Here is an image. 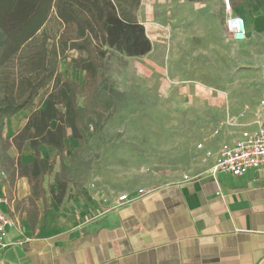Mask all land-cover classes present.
I'll return each instance as SVG.
<instances>
[{"label": "crops", "instance_id": "obj_1", "mask_svg": "<svg viewBox=\"0 0 264 264\" xmlns=\"http://www.w3.org/2000/svg\"><path fill=\"white\" fill-rule=\"evenodd\" d=\"M67 1L57 0L63 14ZM111 1L122 19L144 27L153 55L160 59L162 52L170 71L179 70L180 63L194 73L222 71L225 60L231 63L241 55L257 59L256 47H264V0H231L233 14L245 24V38L238 42L226 38L222 0ZM47 27L44 23L42 29ZM57 27H66L61 17ZM223 59L220 67L210 66ZM262 91L256 105L264 98ZM248 118V130H253V117ZM240 135L222 143L232 144ZM40 150L50 160L56 156L52 147ZM31 152L24 147L22 163L32 160ZM208 168L115 208L116 201L109 199L104 205L109 209L97 217H90L99 205L87 186L68 185L61 204L50 197L45 206L37 201L35 227L15 208L29 194L27 179L17 178L12 186L8 182L0 188L1 208L14 221L8 237L23 243L0 250V264H264V167L239 176L212 175Z\"/></svg>", "mask_w": 264, "mask_h": 264}, {"label": "rangeland", "instance_id": "obj_2", "mask_svg": "<svg viewBox=\"0 0 264 264\" xmlns=\"http://www.w3.org/2000/svg\"><path fill=\"white\" fill-rule=\"evenodd\" d=\"M54 25L51 22V28ZM49 34L47 46L77 38L76 31L56 25ZM42 39L33 48L40 47ZM94 42L99 44V39ZM102 49L104 67L95 78L70 61L84 57V52L63 55L57 49L58 71L79 84L78 103L87 102L82 119L90 128L88 140L71 144L67 138L64 163L69 187L87 186L85 190L91 191L99 205L90 217L106 212L105 203L117 201L121 194L202 172L210 163L206 152L248 130V116L256 120V101L264 89V47H256L258 60L234 56L231 63L224 59L211 63L213 67L224 63L222 71L195 73L185 70V63L170 71L166 56L161 52L159 59L151 49L139 56L105 45ZM37 105L38 98H34L30 108L0 126V188L7 186L18 157L12 137ZM22 154L24 148L19 157ZM54 160L58 171L59 159L55 156ZM52 178H45V186H55Z\"/></svg>", "mask_w": 264, "mask_h": 264}, {"label": "trees", "instance_id": "obj_3", "mask_svg": "<svg viewBox=\"0 0 264 264\" xmlns=\"http://www.w3.org/2000/svg\"><path fill=\"white\" fill-rule=\"evenodd\" d=\"M59 8L57 0H0V126L5 119L30 108L38 98V105L12 137L18 157L8 179L10 186L17 178L27 179L29 194L17 200L15 208L25 214L32 227L40 213L37 201L45 206L50 197L59 205L66 195L69 180L64 141L73 138L78 144L85 143L90 130L82 119L87 102L78 103L82 91L79 84L58 71L57 49L60 47L63 55L71 49L84 52V57L70 61L92 78L104 67V45L129 56L143 55L151 49L144 27L122 19L111 0H68L65 14ZM59 17L67 30L77 32V38L56 44L52 41L47 46L49 32L58 25ZM51 22L55 23L52 28ZM44 23L48 27L43 30ZM38 36L43 38L40 47L33 48ZM94 39H99V44ZM25 146L32 151L28 163H22L19 157ZM40 146L55 150L58 171L54 170L55 160L43 157ZM50 175L55 186L46 188L45 178Z\"/></svg>", "mask_w": 264, "mask_h": 264}, {"label": "built area", "instance_id": "obj_4", "mask_svg": "<svg viewBox=\"0 0 264 264\" xmlns=\"http://www.w3.org/2000/svg\"><path fill=\"white\" fill-rule=\"evenodd\" d=\"M225 18L224 27L226 38L232 42H238L245 38V24L242 17L233 14L231 0H222ZM256 125L253 130H243L240 137L232 144L222 143L215 153L206 152V157L212 158L209 172L215 175L218 172H228L234 176L244 174L248 169L264 167V98L257 106ZM188 176H184L187 179ZM146 190L138 189L134 194H121L116 203L112 204L115 208L125 202H129L136 196H141ZM4 199L0 197V250L7 247L21 245L22 239H10L8 228L14 225L12 218L2 210L1 203Z\"/></svg>", "mask_w": 264, "mask_h": 264}]
</instances>
